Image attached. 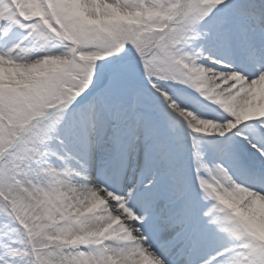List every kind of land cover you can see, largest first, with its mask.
Wrapping results in <instances>:
<instances>
[{
	"label": "snow or ice",
	"instance_id": "snow-or-ice-1",
	"mask_svg": "<svg viewBox=\"0 0 264 264\" xmlns=\"http://www.w3.org/2000/svg\"><path fill=\"white\" fill-rule=\"evenodd\" d=\"M0 264H264V0H0Z\"/></svg>",
	"mask_w": 264,
	"mask_h": 264
}]
</instances>
